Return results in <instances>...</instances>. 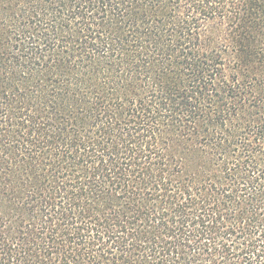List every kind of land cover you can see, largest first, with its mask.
<instances>
[{"label":"trees","instance_id":"1","mask_svg":"<svg viewBox=\"0 0 264 264\" xmlns=\"http://www.w3.org/2000/svg\"><path fill=\"white\" fill-rule=\"evenodd\" d=\"M0 264H264V0H0Z\"/></svg>","mask_w":264,"mask_h":264}]
</instances>
